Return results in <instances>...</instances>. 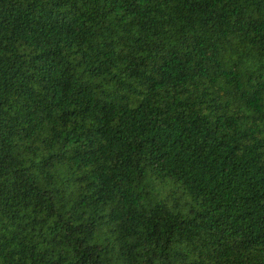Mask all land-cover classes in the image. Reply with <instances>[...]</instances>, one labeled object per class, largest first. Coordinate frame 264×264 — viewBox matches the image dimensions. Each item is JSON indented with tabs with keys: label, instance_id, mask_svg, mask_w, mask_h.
Returning <instances> with one entry per match:
<instances>
[{
	"label": "trees",
	"instance_id": "1",
	"mask_svg": "<svg viewBox=\"0 0 264 264\" xmlns=\"http://www.w3.org/2000/svg\"><path fill=\"white\" fill-rule=\"evenodd\" d=\"M0 264H264V0H0Z\"/></svg>",
	"mask_w": 264,
	"mask_h": 264
}]
</instances>
